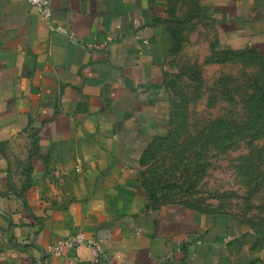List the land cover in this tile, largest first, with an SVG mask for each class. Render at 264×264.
<instances>
[{
  "label": "crops",
  "instance_id": "crops-1",
  "mask_svg": "<svg viewBox=\"0 0 264 264\" xmlns=\"http://www.w3.org/2000/svg\"><path fill=\"white\" fill-rule=\"evenodd\" d=\"M169 0H0V264H264L233 216L156 203L143 151L169 128ZM219 47L264 57V0H203ZM62 27L64 31H58ZM81 230L102 241L48 245Z\"/></svg>",
  "mask_w": 264,
  "mask_h": 264
},
{
  "label": "rangeland",
  "instance_id": "rangeland-1",
  "mask_svg": "<svg viewBox=\"0 0 264 264\" xmlns=\"http://www.w3.org/2000/svg\"><path fill=\"white\" fill-rule=\"evenodd\" d=\"M203 0H169L164 23L172 122L144 150L156 202L227 213L264 248V57L219 47Z\"/></svg>",
  "mask_w": 264,
  "mask_h": 264
},
{
  "label": "built area",
  "instance_id": "built-area-1",
  "mask_svg": "<svg viewBox=\"0 0 264 264\" xmlns=\"http://www.w3.org/2000/svg\"><path fill=\"white\" fill-rule=\"evenodd\" d=\"M35 11L44 19L49 20L52 15V8L49 0H26ZM58 31H64L62 27H57ZM80 246L90 249L93 260L98 261L102 254V241L98 238L87 237L81 230L63 236L52 244L48 245L46 251L53 256H61L68 251H74Z\"/></svg>",
  "mask_w": 264,
  "mask_h": 264
},
{
  "label": "trees",
  "instance_id": "trees-1",
  "mask_svg": "<svg viewBox=\"0 0 264 264\" xmlns=\"http://www.w3.org/2000/svg\"><path fill=\"white\" fill-rule=\"evenodd\" d=\"M243 52H252V53H255L254 51H251V50H247V51H243ZM256 54V53H255ZM257 55V54H256ZM166 78L167 77H165V84H166V87H168V85H167V82H166ZM171 102H172V104H171V113H170V119H169V128H170V125H171V122H172V112H173V103H174V101H173V99L171 100ZM169 128H168V130H167V132H166V134L164 135V136H161V137H158V138H156L148 147H150L153 143H157V142H159L161 139H163L166 135H167V133H168V131H169ZM147 147V148H148ZM146 148V149H147ZM143 153H144V151H143ZM142 153V154H143ZM142 157V156H141ZM142 185V184H141ZM143 186V185H142ZM144 187V186H143ZM145 188V187H144ZM146 189V188H145ZM146 191H147V189H146ZM147 193H148V196H149V199L151 200V201H153V202H156V201H154V200H152V198H151V195H150V193L147 191ZM172 202V201H171ZM156 203H160V202H156ZM187 203V202H186ZM195 206V205H194ZM205 209V208H204Z\"/></svg>",
  "mask_w": 264,
  "mask_h": 264
}]
</instances>
